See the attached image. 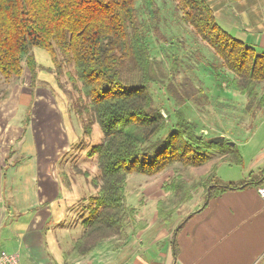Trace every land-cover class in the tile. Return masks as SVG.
Wrapping results in <instances>:
<instances>
[{
	"label": "trees",
	"instance_id": "obj_1",
	"mask_svg": "<svg viewBox=\"0 0 264 264\" xmlns=\"http://www.w3.org/2000/svg\"><path fill=\"white\" fill-rule=\"evenodd\" d=\"M137 1L0 0V79H19L26 67L33 87L40 68L34 47L46 51L57 70L60 57L64 58L72 63L77 88L87 100L84 113L79 107L75 109L79 117L87 116L85 135L91 133L94 122L102 132L101 141L86 150V155L96 156L98 174L90 177L87 170L73 165L94 192L81 202L82 231L64 251L63 264H72L103 241L125 234L127 222H133L137 215L136 208L125 200L130 173L151 176L172 169L174 175L163 182L164 194L155 203L158 219L168 222L199 190L205 197L202 207L225 190L258 187L264 182V169L238 182L217 180L208 173L186 181L174 166H201L209 161L206 152L212 149L222 154L220 160L228 162H241V155L235 143L209 142L179 111L174 112L175 121L167 135L159 138L157 134L167 126L168 116L152 104L145 83H122L130 64L142 70L143 80L149 79L144 76L150 64L149 49L135 15ZM173 1L182 21L232 73L234 90L255 98L257 107L264 106V84L257 92L264 83V50L258 51L223 29L206 0ZM24 122L27 124L28 115ZM61 177L68 182L64 171ZM137 224L142 227L146 222L139 220Z\"/></svg>",
	"mask_w": 264,
	"mask_h": 264
},
{
	"label": "rangeland",
	"instance_id": "obj_2",
	"mask_svg": "<svg viewBox=\"0 0 264 264\" xmlns=\"http://www.w3.org/2000/svg\"><path fill=\"white\" fill-rule=\"evenodd\" d=\"M135 8L138 25L149 49L150 64L144 75L149 77V81L147 78L146 81L141 78L142 70L140 68L130 64V67L123 73L122 83L126 86L145 83L151 93L152 104L161 108L164 116H168L167 126L157 134L159 138L167 135L175 121L174 112L179 111L194 124L197 133L204 138L214 136L216 131H223L226 135L225 140L236 143L238 152L241 151L244 156L241 157L239 163L228 161L220 163L214 160L219 157L216 155L218 151L212 149L206 152L210 156L209 161L201 166H183L180 163H175L174 166L178 167L186 181L198 179L206 173L223 181L222 179L228 174L239 173L238 170L241 167L246 169L249 155L254 154L255 150L264 144V106L257 107L255 98H248L234 90L231 83L232 73L220 65L215 51L182 21L181 13L173 0H138ZM256 49L261 51L258 47ZM33 53L37 63L40 64L37 73L39 72L43 76V81L38 79L35 81L34 85L37 89H34L32 94L28 92L20 94V108L15 111L10 122L16 124L17 121L28 115L31 127H26L24 133H21L22 138L19 139V142L9 146L12 149V154L7 163H20L15 167L24 168L22 175L24 173L29 175V163L34 160L39 161L38 157L41 153L44 156L46 154V158L55 161L59 154L57 151L60 150L64 142L59 123L65 120L64 114L68 113L71 115L69 118L73 122L76 134L70 151L66 153L60 166L70 180L83 183V186L86 181L87 188L94 192L88 179L77 173L73 165L87 170L90 177L98 174L97 158L95 155L92 157L86 155V150L101 141L102 132L99 124L94 122L91 126V133L85 135L83 125L84 118L87 116L83 114V117H79L80 115L75 109L79 107L84 113L87 100L77 88L79 82L72 63L60 57V66L57 70L46 51L34 47ZM23 80L30 87L28 83L30 76L26 67L19 79L15 77L9 80L1 78L0 103L7 101L12 96L9 93L13 85H21ZM262 84L264 83L257 87V92L261 91ZM37 91L41 94L37 93L36 95ZM7 96L8 98H6ZM37 97L39 104H35ZM42 98H46V101L44 104L45 113L41 119L44 100ZM65 108L66 113L63 110ZM4 140L7 139H1L0 147H5ZM245 143L249 144L251 149L248 154L244 148L245 145H243ZM52 149L54 151L49 153ZM30 156H32L31 159ZM6 157L4 158L6 159ZM3 167L2 171L5 174L7 166ZM12 172L14 173L9 169L5 174V179L9 176L14 178ZM172 175L174 172L171 168L151 176L130 173L127 177V188H125L126 204L134 206L141 213L143 212L145 218L149 220L158 218L155 203L164 194L163 182L170 180ZM204 199V193L199 190L193 195L190 202L179 207L169 222L159 221L167 226L179 225L188 213V209H198ZM9 203L6 200V206H9ZM12 214L6 215L1 230H9V225L5 224L10 223ZM81 219L80 216L68 215L63 227L61 225L63 222L51 224V229L61 246L69 247L71 239L80 235L82 231ZM131 224V222H127V227ZM2 241L3 239H1ZM1 244L3 245L1 248L9 250L6 247L8 242ZM21 258V263L29 264L26 262L28 258L23 254V251ZM82 262L87 264L85 260ZM42 264L45 263L42 262ZM53 264L55 263L53 262Z\"/></svg>",
	"mask_w": 264,
	"mask_h": 264
},
{
	"label": "crops",
	"instance_id": "obj_3",
	"mask_svg": "<svg viewBox=\"0 0 264 264\" xmlns=\"http://www.w3.org/2000/svg\"><path fill=\"white\" fill-rule=\"evenodd\" d=\"M206 1L223 29L264 50V0ZM37 79L43 81L39 72ZM26 83L23 80L21 85H13L9 93L12 96L0 103V142L2 138L7 139L3 141L5 147H0V242L1 239V243L8 242L6 247L9 249L4 250L0 243V251L18 252L20 261L23 251L29 264H63L64 251L71 247L75 238L71 239L69 247L61 246L51 224L63 222V227L68 215L81 217L84 214L81 202L93 192L87 188L86 181L83 186L69 177L68 182L61 177L64 170L60 164L70 151L76 134L68 113L59 123L64 142L55 161L41 153L39 161L29 163V175H22L24 168L15 167L20 163H7L12 154L9 146L19 142L21 133L31 127L29 118L25 124V117L16 124L10 122L20 108V94H32L37 89ZM40 92L37 91L36 95ZM42 99L41 119L46 98ZM63 110L66 113V108ZM216 135L226 136L223 131H216ZM243 145L248 154L251 150L249 144ZM216 155H219L214 159L216 162L227 163L220 160L221 153ZM240 155L244 157L241 151ZM248 159L246 169L241 167L239 173L228 174L222 180L238 182L264 169V144ZM4 165L7 166L5 174L9 169L13 170L14 178L5 179ZM6 200L10 202L9 206H6ZM11 213L10 223L5 224L9 225V230H1L6 215ZM145 217L137 210L136 219L125 228V234L103 241L94 250L77 257L72 264H84L82 260L87 264H264V201L253 185L225 190L208 200L205 206L195 210L189 208L178 225L179 229H176L177 225H163L158 218L149 220ZM139 220L146 225L138 226Z\"/></svg>",
	"mask_w": 264,
	"mask_h": 264
},
{
	"label": "built area",
	"instance_id": "obj_4",
	"mask_svg": "<svg viewBox=\"0 0 264 264\" xmlns=\"http://www.w3.org/2000/svg\"><path fill=\"white\" fill-rule=\"evenodd\" d=\"M257 193L264 201V183L257 187ZM0 264H20L19 253L0 251Z\"/></svg>",
	"mask_w": 264,
	"mask_h": 264
},
{
	"label": "water",
	"instance_id": "obj_5",
	"mask_svg": "<svg viewBox=\"0 0 264 264\" xmlns=\"http://www.w3.org/2000/svg\"><path fill=\"white\" fill-rule=\"evenodd\" d=\"M208 141L212 143H218V144H222L223 142H226L229 146L234 145V142L227 141V140L225 141V138L222 135H216V136L209 137Z\"/></svg>",
	"mask_w": 264,
	"mask_h": 264
},
{
	"label": "bare ground",
	"instance_id": "obj_6",
	"mask_svg": "<svg viewBox=\"0 0 264 264\" xmlns=\"http://www.w3.org/2000/svg\"><path fill=\"white\" fill-rule=\"evenodd\" d=\"M19 260H20V258H19ZM21 264V263H20Z\"/></svg>",
	"mask_w": 264,
	"mask_h": 264
}]
</instances>
